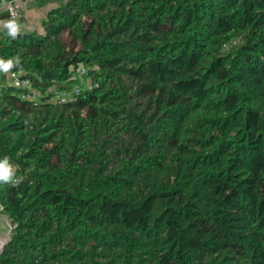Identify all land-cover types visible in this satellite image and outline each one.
<instances>
[{"label": "trees", "instance_id": "obj_1", "mask_svg": "<svg viewBox=\"0 0 264 264\" xmlns=\"http://www.w3.org/2000/svg\"><path fill=\"white\" fill-rule=\"evenodd\" d=\"M0 61V264H264V0H66Z\"/></svg>", "mask_w": 264, "mask_h": 264}, {"label": "rangeland", "instance_id": "obj_2", "mask_svg": "<svg viewBox=\"0 0 264 264\" xmlns=\"http://www.w3.org/2000/svg\"><path fill=\"white\" fill-rule=\"evenodd\" d=\"M66 0H6L0 3V39L7 40L13 37L9 34L6 25L14 22L18 28L17 35L24 33L44 34L45 25L48 24V14L52 9L65 4ZM14 13V15L12 13ZM66 35L64 34L63 37ZM115 143L110 144L111 150H116ZM105 153L109 151L108 146L104 147ZM115 155H112V158ZM0 210V246H5L10 235V221Z\"/></svg>", "mask_w": 264, "mask_h": 264}, {"label": "built area", "instance_id": "obj_3", "mask_svg": "<svg viewBox=\"0 0 264 264\" xmlns=\"http://www.w3.org/2000/svg\"><path fill=\"white\" fill-rule=\"evenodd\" d=\"M12 14L14 15V13H12ZM79 72L81 74H83L84 73V69L80 67L79 68ZM6 79H7V81L9 83L17 85L20 88H23V90L21 92V98L22 99H28L29 102L34 107H36L38 105V103H39V97H38L39 96V92L35 88H33L31 86L29 80L21 78L20 72H18V73L9 72V73L6 74ZM54 101L58 102V103H63V102H65V97L64 96H60L58 99H56ZM14 181H16V180H14ZM2 249H3L2 246H0V252H1Z\"/></svg>", "mask_w": 264, "mask_h": 264}, {"label": "clouds", "instance_id": "obj_4", "mask_svg": "<svg viewBox=\"0 0 264 264\" xmlns=\"http://www.w3.org/2000/svg\"><path fill=\"white\" fill-rule=\"evenodd\" d=\"M6 27L9 29V34L13 37L16 36L18 28L15 26L14 22H9ZM0 67L5 68V70L11 67V62L4 64L0 61ZM14 175V170L8 164V158L0 161V183H10L13 182L12 177Z\"/></svg>", "mask_w": 264, "mask_h": 264}, {"label": "water", "instance_id": "obj_5", "mask_svg": "<svg viewBox=\"0 0 264 264\" xmlns=\"http://www.w3.org/2000/svg\"><path fill=\"white\" fill-rule=\"evenodd\" d=\"M19 36V35H18Z\"/></svg>", "mask_w": 264, "mask_h": 264}]
</instances>
